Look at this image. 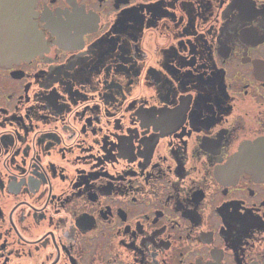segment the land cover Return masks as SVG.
Returning <instances> with one entry per match:
<instances>
[{"label":"flooded vegetation","instance_id":"af4514ba","mask_svg":"<svg viewBox=\"0 0 264 264\" xmlns=\"http://www.w3.org/2000/svg\"><path fill=\"white\" fill-rule=\"evenodd\" d=\"M0 4V264H264L262 0Z\"/></svg>","mask_w":264,"mask_h":264},{"label":"water","instance_id":"95a60500","mask_svg":"<svg viewBox=\"0 0 264 264\" xmlns=\"http://www.w3.org/2000/svg\"><path fill=\"white\" fill-rule=\"evenodd\" d=\"M5 11V16L0 14V33H5L6 29L8 28L9 24L7 19H9V15L7 16L6 13L8 11V7L5 8L2 4H0V12H4ZM9 41L6 38L0 37V47L1 48H5L6 44ZM2 55L0 54V57Z\"/></svg>","mask_w":264,"mask_h":264},{"label":"snow or ice","instance_id":"6c2138e0","mask_svg":"<svg viewBox=\"0 0 264 264\" xmlns=\"http://www.w3.org/2000/svg\"><path fill=\"white\" fill-rule=\"evenodd\" d=\"M262 3H264V0H262ZM262 26H264V25H262Z\"/></svg>","mask_w":264,"mask_h":264}]
</instances>
